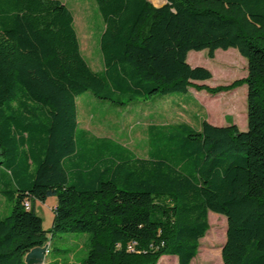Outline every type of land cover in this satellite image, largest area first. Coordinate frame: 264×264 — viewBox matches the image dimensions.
<instances>
[{
    "label": "trees",
    "instance_id": "1",
    "mask_svg": "<svg viewBox=\"0 0 264 264\" xmlns=\"http://www.w3.org/2000/svg\"><path fill=\"white\" fill-rule=\"evenodd\" d=\"M95 2L104 23L99 71L83 58L61 0H0V163L15 185L0 191L12 202L0 219V264H47L55 232L89 235L80 264H156L163 255L189 264L208 212L225 217L223 264H264V0ZM229 48L245 59L246 76L194 84L211 73L191 67L187 53L212 58ZM242 85L245 131L205 119L198 128L151 124L140 157L78 129L76 97L85 91L125 107L189 87L215 94ZM49 197L45 230L35 202Z\"/></svg>",
    "mask_w": 264,
    "mask_h": 264
},
{
    "label": "rangeland",
    "instance_id": "2",
    "mask_svg": "<svg viewBox=\"0 0 264 264\" xmlns=\"http://www.w3.org/2000/svg\"><path fill=\"white\" fill-rule=\"evenodd\" d=\"M61 1L72 12L83 58L94 71H99L103 68L99 37L104 23L95 0ZM149 1L154 6H161L165 0ZM85 31L88 36L83 35ZM84 39L88 41L87 47H84ZM186 61L191 67L200 66L210 71V79L193 82L209 88L228 85L247 74L246 61L234 48L217 49L212 58L207 56L206 50L189 51ZM76 107L79 131H85L89 138H105L117 142L140 157L147 155V127L151 124L185 122L198 128L200 121L205 119L216 126L233 123L240 131L247 128L246 85L215 94L189 87L183 93L157 95L146 101H133L125 107L99 99L85 91L76 97ZM88 137H84V140ZM86 145L88 144L81 143L80 140V148ZM20 148L18 158L24 160L26 148ZM3 160L4 156L0 153V162ZM14 187L9 172L0 163V191L13 190ZM54 200V197H49L44 203L35 202L36 213L42 218L45 230L51 226ZM11 209L12 202L0 194V219L9 215ZM208 223V230L199 240L197 254L189 264H209L205 255L207 252L213 254L219 264H223L220 251L225 241V217L208 212ZM88 236L87 233L55 232L51 236L46 263L56 260L59 264L64 261L80 264L88 249ZM156 264H178L177 257L163 255Z\"/></svg>",
    "mask_w": 264,
    "mask_h": 264
},
{
    "label": "crops",
    "instance_id": "3",
    "mask_svg": "<svg viewBox=\"0 0 264 264\" xmlns=\"http://www.w3.org/2000/svg\"><path fill=\"white\" fill-rule=\"evenodd\" d=\"M83 35L84 36H88V33L85 31V32H83ZM100 35H101V33H100ZM84 42H85V46L84 47H87V45H88V41H87V39L85 40L84 39ZM80 47V46H79ZM80 51H81V47H80ZM103 69V68H102ZM102 69H100V70H102ZM54 205H55V200H54ZM53 205V206H54ZM53 206H52V208H53Z\"/></svg>",
    "mask_w": 264,
    "mask_h": 264
},
{
    "label": "built area",
    "instance_id": "4",
    "mask_svg": "<svg viewBox=\"0 0 264 264\" xmlns=\"http://www.w3.org/2000/svg\"><path fill=\"white\" fill-rule=\"evenodd\" d=\"M24 205H25V208H26V209H28V208H29V203L25 202V204H24ZM128 247H129V249H131V250H132V247H131L130 245H129ZM45 253H46V254H48V249H46Z\"/></svg>",
    "mask_w": 264,
    "mask_h": 264
},
{
    "label": "water",
    "instance_id": "5",
    "mask_svg": "<svg viewBox=\"0 0 264 264\" xmlns=\"http://www.w3.org/2000/svg\"><path fill=\"white\" fill-rule=\"evenodd\" d=\"M164 3H165V1H164Z\"/></svg>",
    "mask_w": 264,
    "mask_h": 264
}]
</instances>
